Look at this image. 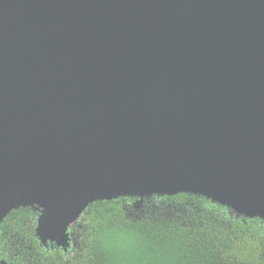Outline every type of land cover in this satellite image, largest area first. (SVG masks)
<instances>
[{"label":"water","instance_id":"1","mask_svg":"<svg viewBox=\"0 0 264 264\" xmlns=\"http://www.w3.org/2000/svg\"><path fill=\"white\" fill-rule=\"evenodd\" d=\"M178 194L264 223V0H0V225Z\"/></svg>","mask_w":264,"mask_h":264},{"label":"trees","instance_id":"2","mask_svg":"<svg viewBox=\"0 0 264 264\" xmlns=\"http://www.w3.org/2000/svg\"><path fill=\"white\" fill-rule=\"evenodd\" d=\"M136 200L90 204L70 229L72 253L40 246L34 233L38 210L30 207L5 217L0 244H15L19 253L31 249L25 251L30 264H264L260 219L236 217L190 194Z\"/></svg>","mask_w":264,"mask_h":264},{"label":"flooded vegetation","instance_id":"3","mask_svg":"<svg viewBox=\"0 0 264 264\" xmlns=\"http://www.w3.org/2000/svg\"><path fill=\"white\" fill-rule=\"evenodd\" d=\"M136 202H138V201L136 200ZM230 213H233V212L230 211ZM70 234H71V232H70ZM71 241L73 243H75V241L73 239H71ZM73 243L70 244V247L68 249V250H70L71 253L75 247ZM21 249H22V252L19 253L17 250V246L15 244L13 246L9 245V247L7 245L0 244V264H24V263L30 264L27 261L28 258L26 256V252H27L26 250H31V249L27 248L26 246L21 247ZM22 255H25V257L22 258Z\"/></svg>","mask_w":264,"mask_h":264}]
</instances>
